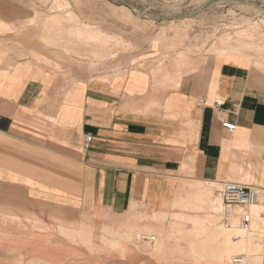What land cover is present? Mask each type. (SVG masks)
Returning a JSON list of instances; mask_svg holds the SVG:
<instances>
[{
	"label": "crops",
	"instance_id": "obj_1",
	"mask_svg": "<svg viewBox=\"0 0 264 264\" xmlns=\"http://www.w3.org/2000/svg\"><path fill=\"white\" fill-rule=\"evenodd\" d=\"M61 6L0 0V260L61 258L74 232L100 235L102 245L181 218L223 227L214 194L223 182L264 187V45L248 52L255 42L246 38L191 61L178 53L167 66L71 79ZM95 29L69 34L112 39ZM259 208L252 222L264 230ZM19 234L33 239L3 241Z\"/></svg>",
	"mask_w": 264,
	"mask_h": 264
},
{
	"label": "rangeland",
	"instance_id": "obj_2",
	"mask_svg": "<svg viewBox=\"0 0 264 264\" xmlns=\"http://www.w3.org/2000/svg\"><path fill=\"white\" fill-rule=\"evenodd\" d=\"M63 1L59 0L63 6L55 9V17L60 18L61 22L70 23L66 25V48L70 50L69 63L74 69H67L71 71L70 74L67 73L69 78L77 74L95 76L99 73H119L129 66H167L169 57L178 53H184L186 59L191 61L192 56L204 57L214 53L211 48L220 42L222 47L215 49L238 46L233 38L242 33L243 40L249 38L255 42L252 51L248 52L264 45V0H71V7H65ZM69 11L77 14V23L72 21L74 17L67 18ZM86 26L112 36L110 43L103 45L96 41L87 42L85 39L78 42L77 38L69 34V31L76 32V28L83 29ZM62 28L61 26L59 29ZM62 32L61 36L64 34ZM226 35L231 39L223 40ZM55 45L56 49H63L65 46L63 42H56ZM182 69L186 71L188 67ZM214 194L218 196L220 209V192L214 191ZM179 208L187 215H203L206 212L204 209ZM219 209L215 212L217 218ZM249 211L254 213L252 209ZM130 214L138 216L145 213L136 209ZM256 218L253 215L252 221ZM95 220L96 222L92 219L94 223L101 222L99 218ZM218 220L217 224L220 225ZM250 232L254 236L253 244L264 247V230L252 222ZM28 235H8L3 241L14 243ZM28 238L33 239L31 235ZM183 242L185 246L186 243ZM68 245L71 250H65L61 258L45 263H42L43 259H23L22 256L17 260L22 264H30L31 261L37 264H156L149 252L141 247L144 243L136 246L134 242H126L127 252L123 254L120 249L109 245L103 247L99 244L103 248L96 251H90L72 241ZM160 261L166 264H200L187 258L179 260L176 256ZM5 262L6 259L0 260V264H6Z\"/></svg>",
	"mask_w": 264,
	"mask_h": 264
},
{
	"label": "bare ground",
	"instance_id": "obj_3",
	"mask_svg": "<svg viewBox=\"0 0 264 264\" xmlns=\"http://www.w3.org/2000/svg\"><path fill=\"white\" fill-rule=\"evenodd\" d=\"M262 24L264 25V22ZM253 29L254 27L251 28V30ZM243 36L244 33L233 39L239 45L245 43L246 38L243 40ZM76 38L80 42L81 38L78 35H76ZM99 38L101 39L102 37L96 31H87V42H94ZM228 39H231L228 35L223 37V40ZM108 43H110L109 38L105 37L102 44L106 45ZM221 47L222 42L213 46V48ZM254 206H260L261 211L258 215L260 219L264 220V215L262 214L264 206L260 202L253 204L247 209L251 216V221L247 227L240 226L238 218L240 210L238 209L232 210L228 223L223 221L224 208L221 199L220 221L224 228L216 226L209 229L202 226V221L181 218L178 219L180 221L177 220L178 222L173 221L167 228L162 226L145 228V232L139 237L128 235L127 233L118 235L117 238H120V240L113 238L108 240L107 244H102V246L109 245L112 248L120 249L123 254L127 252L126 242H134L136 246L144 243L145 245H141V247L149 252L156 264H166L161 263L160 260L173 256H176L179 260L182 258L192 259L200 264H264V247L253 244L254 236L250 232L252 215L249 209H253ZM187 222L190 223L189 226H185ZM70 236L74 242H82V245L90 251L103 248L100 247L101 244L95 243V239H105L91 232L83 234L74 232ZM183 241L186 243L185 246ZM148 245L149 247H147Z\"/></svg>",
	"mask_w": 264,
	"mask_h": 264
},
{
	"label": "built area",
	"instance_id": "obj_4",
	"mask_svg": "<svg viewBox=\"0 0 264 264\" xmlns=\"http://www.w3.org/2000/svg\"><path fill=\"white\" fill-rule=\"evenodd\" d=\"M220 103L216 102L215 106ZM223 126L233 131L235 124L230 122H223ZM84 142L87 144L91 141L90 135L83 137ZM220 195L224 208L223 221L228 223V219L232 210H240L238 213L239 224L241 227H247L251 221V216L248 212V207L260 202L264 206V187L258 185H248L236 181H225L220 188ZM264 215V211L262 212Z\"/></svg>",
	"mask_w": 264,
	"mask_h": 264
}]
</instances>
